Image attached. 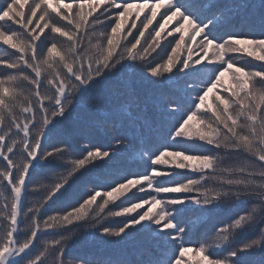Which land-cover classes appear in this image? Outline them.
Masks as SVG:
<instances>
[{"label":"snow or ice","instance_id":"obj_1","mask_svg":"<svg viewBox=\"0 0 264 264\" xmlns=\"http://www.w3.org/2000/svg\"><path fill=\"white\" fill-rule=\"evenodd\" d=\"M0 45V264H264V0H0Z\"/></svg>","mask_w":264,"mask_h":264},{"label":"trees","instance_id":"obj_2","mask_svg":"<svg viewBox=\"0 0 264 264\" xmlns=\"http://www.w3.org/2000/svg\"><path fill=\"white\" fill-rule=\"evenodd\" d=\"M30 2H31V0H30ZM164 43H166V40L162 41L161 45H163ZM2 50H3V46L0 45V53H2ZM157 51H159V49H157ZM153 55H155V53H153ZM211 99H212V97H211ZM138 163H139V161L136 160L135 158H130L129 161H128V165L130 167H133V168H135ZM224 163H226V164H235V163H238V161L233 159V160H226ZM158 167H167V165H160ZM33 198H34L33 195L30 193L29 196H28V201L31 202L33 200ZM118 202L119 201H116V203H118ZM109 207H114V204L110 203ZM26 226H27V222H25V224L22 225V227H26ZM50 242H51V238L50 237H48V236L41 237L39 242L37 243V249L43 248L45 246V244H50ZM198 258L199 257L197 256V257H195V259H192L193 262L191 260H188L189 264H196V261H198ZM49 260H51V256H49Z\"/></svg>","mask_w":264,"mask_h":264},{"label":"rangeland","instance_id":"obj_3","mask_svg":"<svg viewBox=\"0 0 264 264\" xmlns=\"http://www.w3.org/2000/svg\"><path fill=\"white\" fill-rule=\"evenodd\" d=\"M222 79H223V83H224V85L227 86V84L229 83L227 76H225V77L222 78ZM210 99H211V94H210L209 98L206 100V103H210V102H211ZM195 257H197V256L194 255L193 253H186L185 259H187V260H191V261H192V259H195ZM199 259H200V258H198V260H199ZM192 262H193V261H192Z\"/></svg>","mask_w":264,"mask_h":264}]
</instances>
